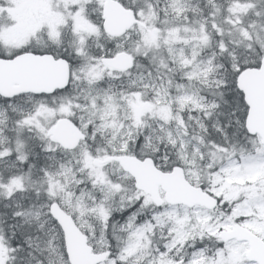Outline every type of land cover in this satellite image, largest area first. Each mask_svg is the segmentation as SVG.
I'll return each instance as SVG.
<instances>
[{"label": "snow or ice", "instance_id": "6c2138e0", "mask_svg": "<svg viewBox=\"0 0 264 264\" xmlns=\"http://www.w3.org/2000/svg\"><path fill=\"white\" fill-rule=\"evenodd\" d=\"M0 264H264V0H0Z\"/></svg>", "mask_w": 264, "mask_h": 264}]
</instances>
